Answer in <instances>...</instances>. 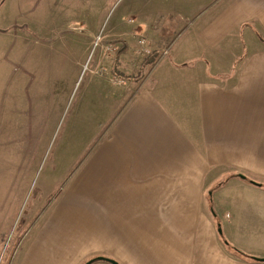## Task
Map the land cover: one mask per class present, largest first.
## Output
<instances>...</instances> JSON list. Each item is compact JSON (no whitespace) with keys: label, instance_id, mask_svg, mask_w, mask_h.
Here are the masks:
<instances>
[{"label":"crops","instance_id":"obj_1","mask_svg":"<svg viewBox=\"0 0 264 264\" xmlns=\"http://www.w3.org/2000/svg\"><path fill=\"white\" fill-rule=\"evenodd\" d=\"M65 1L102 25L95 10L107 0ZM197 8L209 9L181 30ZM123 9L124 22L89 29L91 42L101 37L92 69L101 80L115 73L119 62L103 66L115 55L132 59L131 71L117 91L109 85L73 180L2 264H264L249 258L264 246L223 243L216 213L230 234L237 188L264 193V0H127Z\"/></svg>","mask_w":264,"mask_h":264},{"label":"rangeland","instance_id":"obj_2","mask_svg":"<svg viewBox=\"0 0 264 264\" xmlns=\"http://www.w3.org/2000/svg\"><path fill=\"white\" fill-rule=\"evenodd\" d=\"M126 1L97 7L99 27L90 25L89 10L73 2L0 0V264L73 180L94 124L104 116L100 104L113 90L109 85L117 91L116 79L125 81L131 71L126 64L132 59L113 55L103 66L115 61L118 67L113 74L104 70L101 80L92 69L97 44L89 34V29L106 30L112 20L124 22ZM208 9L192 11L190 21L182 18L181 30ZM214 195L216 202L219 193ZM237 198L240 224L230 234L223 212L216 211L223 243L264 246V193L237 188ZM209 207L214 212L217 206Z\"/></svg>","mask_w":264,"mask_h":264},{"label":"water","instance_id":"obj_3","mask_svg":"<svg viewBox=\"0 0 264 264\" xmlns=\"http://www.w3.org/2000/svg\"><path fill=\"white\" fill-rule=\"evenodd\" d=\"M239 177L243 178L244 176L242 174H239ZM219 231H220V229H219ZM253 259L255 261H258V262H264V257H253ZM95 260H104V261H107L111 264H118L114 259H112L110 257H104V256L93 257V258L85 261L83 264H90L91 262H93Z\"/></svg>","mask_w":264,"mask_h":264},{"label":"built area","instance_id":"obj_4","mask_svg":"<svg viewBox=\"0 0 264 264\" xmlns=\"http://www.w3.org/2000/svg\"><path fill=\"white\" fill-rule=\"evenodd\" d=\"M128 21H131V19H128ZM101 39L100 35H97L95 37V40H94V43L95 45L99 42V40ZM138 43L139 45L141 46V50L140 52H143V53H149L151 50L147 47L146 45V41H145V38L144 37H140L139 40H138ZM116 82L117 83H121L122 80L121 79H116Z\"/></svg>","mask_w":264,"mask_h":264},{"label":"trees","instance_id":"obj_5","mask_svg":"<svg viewBox=\"0 0 264 264\" xmlns=\"http://www.w3.org/2000/svg\"><path fill=\"white\" fill-rule=\"evenodd\" d=\"M154 60V56L152 55V56H148V57H146V59L144 60L145 61V63H151L152 61ZM237 252L238 253H241L242 255H244L241 251H238L237 250ZM247 256V255H246ZM247 257H249V256H247ZM249 258H251L252 260H254L253 259V257H249ZM255 261V260H254ZM256 262H258V261H256Z\"/></svg>","mask_w":264,"mask_h":264}]
</instances>
